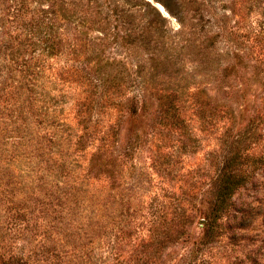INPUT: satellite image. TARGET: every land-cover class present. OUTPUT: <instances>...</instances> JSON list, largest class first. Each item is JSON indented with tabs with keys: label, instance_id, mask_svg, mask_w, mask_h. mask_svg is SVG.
I'll list each match as a JSON object with an SVG mask.
<instances>
[{
	"label": "rangeland",
	"instance_id": "rangeland-1",
	"mask_svg": "<svg viewBox=\"0 0 264 264\" xmlns=\"http://www.w3.org/2000/svg\"><path fill=\"white\" fill-rule=\"evenodd\" d=\"M97 58L123 83L88 115ZM201 92L234 121L200 114ZM134 97L151 112L176 97L185 127L142 118L116 178L94 177L112 103ZM263 109L264 0H0V264H264V168L199 245L211 152Z\"/></svg>",
	"mask_w": 264,
	"mask_h": 264
},
{
	"label": "trees",
	"instance_id": "trees-1",
	"mask_svg": "<svg viewBox=\"0 0 264 264\" xmlns=\"http://www.w3.org/2000/svg\"><path fill=\"white\" fill-rule=\"evenodd\" d=\"M87 60L88 63H86L82 71L86 70L90 77H94L88 84L93 92L89 97L90 106L87 111L88 115H91L92 112L93 114L97 113L96 110L98 111V109L104 107V101L107 100L108 102L110 100L108 97L109 89L111 87L119 89L122 79L118 74L112 75L100 58ZM175 100L176 97L161 104V109L155 112H151L146 102L141 103L136 97L124 98L112 103L118 109L120 119L115 126L112 124L108 126V130L104 133L103 144L97 147L96 152L93 153L90 160V172L93 173L92 175L96 177L98 173L104 172L110 179L116 178L119 157L122 159L128 158L133 155L130 152L131 150L142 146L143 136L136 131H132L142 118H151L155 125L153 129L184 128L180 112L174 105ZM197 103L200 114L205 115L211 109L217 111L219 108H225L229 119L234 121L236 118L234 116L235 112L231 107L206 92L200 93ZM83 113H85L83 116H86V111ZM126 120L129 125H132L130 130L132 134L128 138L123 139L122 129ZM236 123L235 120V124L222 135L221 144H219L221 153L211 152L213 159H216V173L212 178V189L208 198L209 208L206 209V214L203 217L204 230L201 234L199 245H208L215 242L218 233L223 229V224L220 223V220L233 208L236 194L255 178V173L264 168V109L251 117L246 126ZM66 127V130H72L70 125ZM113 137L117 139L118 149H111L108 146L110 144L107 143L108 138L112 140ZM83 145H85L84 142ZM198 212H200L199 209ZM182 217L185 222H191L194 219L193 215L183 214Z\"/></svg>",
	"mask_w": 264,
	"mask_h": 264
}]
</instances>
